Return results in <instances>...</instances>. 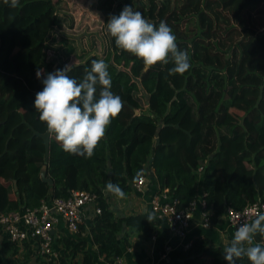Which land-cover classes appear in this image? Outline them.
Masks as SVG:
<instances>
[{"label": "trees", "instance_id": "1", "mask_svg": "<svg viewBox=\"0 0 264 264\" xmlns=\"http://www.w3.org/2000/svg\"><path fill=\"white\" fill-rule=\"evenodd\" d=\"M170 1L105 0L98 12L105 22L107 15L132 6L157 26L164 21L178 49L189 53L191 67L183 75H169L171 60L145 70L142 61L115 46L107 31L103 35L109 44L101 56L76 55L67 39L58 45L61 32L56 26L67 20L57 11L68 9L65 0H19L15 8L0 0V214L37 208L48 196L65 199L71 191L94 192L101 213L88 221L87 230L81 225L78 234L87 231L97 257L111 263L130 247L132 235L152 238L157 221L149 223L147 214L116 215L105 197H117L107 191L109 182L126 196L150 168L157 194L167 190L177 210L203 201L205 207L198 204L196 211L210 210L207 218L213 225L225 208L239 211L264 202V32L256 35L243 25V16L264 0H183L178 6ZM83 14L73 12L69 27L91 30L98 24ZM192 19L195 27L180 28ZM230 20L241 27L244 38L225 49L217 31ZM47 48L54 52L49 60ZM234 48L237 60H229L227 50ZM72 55L78 63L68 75L77 81L91 69L92 60H104L110 91L123 102L91 158L64 152L47 136L33 107L42 80L69 65ZM38 70L43 71L39 78ZM231 109L241 111L233 123ZM42 170L52 185L41 181ZM253 243L264 244V236L257 234ZM62 245L57 264H74L79 255L82 264H93L83 240L66 237ZM224 248L209 247L205 238L197 237L188 250L160 264H228ZM33 258L27 245L19 249L0 238V264H31ZM35 259L36 264H53ZM236 264L250 261L244 257Z\"/></svg>", "mask_w": 264, "mask_h": 264}, {"label": "clouds", "instance_id": "2", "mask_svg": "<svg viewBox=\"0 0 264 264\" xmlns=\"http://www.w3.org/2000/svg\"><path fill=\"white\" fill-rule=\"evenodd\" d=\"M9 7H18L19 0H4ZM107 34L115 46L142 61L145 70L157 64L174 66L169 75H183L191 67L189 53L178 49L172 29L161 21L159 25L146 20L142 13L125 6L119 15H112L106 23ZM72 65L49 73L42 80L43 88L36 93L33 107L39 120L46 125L47 136L70 154L91 158L107 127L122 110L123 102L110 91L112 87L108 64L92 60L91 69L79 81L68 75ZM37 78L41 76L38 70ZM99 86V87H98ZM108 192L123 198L119 185L109 182ZM251 223L239 222L234 238L224 248V259L236 264L246 257L250 264H264V244H254L257 234L264 236V212L256 211ZM155 217L149 213L147 220Z\"/></svg>", "mask_w": 264, "mask_h": 264}, {"label": "built area", "instance_id": "3", "mask_svg": "<svg viewBox=\"0 0 264 264\" xmlns=\"http://www.w3.org/2000/svg\"><path fill=\"white\" fill-rule=\"evenodd\" d=\"M80 13L83 14V12ZM98 23L101 24V21L99 20ZM97 26L93 30H97L100 33L103 27L100 26L98 28ZM64 28L66 29L65 26ZM45 52L46 60L53 58L54 52L51 48H47ZM70 63L69 65H71ZM145 183L146 178L140 176L133 187L140 190ZM175 204V201L167 195V190H164V192L155 194L152 197L150 209L155 219L166 220L172 235L182 241L186 238L189 231L197 205L199 204L204 208L205 204L203 201L195 200L183 210H177ZM87 208L92 209L93 215L101 213L96 193L79 190L71 191L70 196L65 199L48 196L41 201L37 208H21L9 213H1L0 238L5 237L19 249L27 245L31 250L32 257L57 264L60 254L54 250L53 246L55 225L62 222L70 234L77 235L80 226L83 224L84 212ZM256 211L264 212V202L257 201L239 211L230 208H225L224 210L228 224L234 232L239 226V222L251 223L255 218L253 214ZM210 225L207 214L203 213V227L208 228ZM190 245L189 243L183 244L181 249L184 251L188 250Z\"/></svg>", "mask_w": 264, "mask_h": 264}, {"label": "crops", "instance_id": "4", "mask_svg": "<svg viewBox=\"0 0 264 264\" xmlns=\"http://www.w3.org/2000/svg\"><path fill=\"white\" fill-rule=\"evenodd\" d=\"M67 2V10L57 11L59 16L65 17L67 21L61 26H56L57 30L63 33L65 30L64 26H69V20H72L71 14L73 12H83L85 17H88V10H92L97 13L101 10L102 3L105 0H65ZM116 2V0H113ZM71 9V10H70ZM71 11V12H69ZM101 13V11H99ZM74 17V16H73ZM69 21V22H68ZM75 28V27H74ZM85 27L81 30L82 36L89 35L85 31ZM67 33V32H66ZM66 33L61 35L60 44L64 43V36ZM68 34V33H67ZM70 35V34H68ZM67 35V36H68ZM95 33H92V36ZM71 36V35H70ZM84 40L85 44L90 43V40L86 37ZM70 45H74L69 41H66ZM144 177L146 178L145 185L140 189L133 188L129 194L120 197H110L108 193L105 194L106 200L110 205V208L116 213V215L126 216H137L151 213L150 202L152 197L157 194L155 190V185L150 179L153 175V171L150 168H145ZM199 192V197H200ZM203 213L201 208L198 209L191 220L189 231L184 240H179L174 237L169 230V226L166 220H157V230L155 235L149 240H144L139 235H132L130 238V247L124 250V254L121 258L111 263L103 262L96 255V248L91 244V237L87 231L82 232L80 235L70 234L65 225L59 222L55 225V240L53 242L54 250L58 254L63 253L62 238L69 237L75 240H83L87 243L86 250L93 255V264H160L163 261H167L181 250L183 244H191L192 240L197 237L205 238L208 246L215 247H225L228 242L234 238V230L228 224L225 212L217 217V222L213 225L211 224L208 228L203 227ZM152 214V213H151ZM211 215V211L208 210L207 215ZM93 211L91 208H87L84 212L83 227L87 230L88 221L92 219ZM126 231V230H124ZM82 256L79 255L75 258L74 264H82ZM31 264L32 261H31Z\"/></svg>", "mask_w": 264, "mask_h": 264}, {"label": "rangeland", "instance_id": "5", "mask_svg": "<svg viewBox=\"0 0 264 264\" xmlns=\"http://www.w3.org/2000/svg\"><path fill=\"white\" fill-rule=\"evenodd\" d=\"M182 1L183 0H171L170 2L178 6ZM113 4H115V2ZM93 10H94L93 8H92V10H88V14L91 16V19H92L91 22L93 24H96L97 21L101 20V24L98 23L99 25L96 24V25L92 26V30H89L86 28L85 31L89 35L82 36L81 30H79V31L73 30V27L70 28L68 25L65 29L66 31L63 30V33L60 34V35H63L64 33L67 32L68 34L71 35L70 36L66 33V36H64V38L62 37V39H67V41L74 44L73 46L76 49V55L81 54L82 52H88L86 55L96 53V54L101 56L104 45L109 44L108 37L106 35H105L106 36L105 37L104 35H102V33L104 31V34H106V23L108 22V20L111 16L107 15L108 18L105 21L106 23L104 22V25H103V19L101 18L99 12L95 13V12H93ZM134 11H136V8H134ZM146 20H148V19H146ZM72 21L74 22L73 17H72ZM243 21H244L243 25L250 28L256 35L262 34L264 32V2L262 5L251 10L249 15H244ZM237 25L238 24L236 22H234L233 20L232 21L230 20L229 24L221 25L219 27V30L217 31V37L219 40H222V42L225 45V49H227L228 47L229 48L234 47L235 43H237L239 40H242L244 38L243 33L240 31L241 27H239ZM96 26L98 28L100 26L103 27V29L100 31V33L97 30H93L96 28ZM184 27H188V28L195 27L194 19L190 20L189 23L183 22L182 25L180 26V28L183 29ZM228 30H231V31L228 33ZM92 33H95V35L92 36ZM86 37L90 40V43L85 44L84 40H87ZM56 43L58 44V43H60V41H57ZM92 47H94V48H92ZM90 48H91V50H90ZM88 50H90V51H88ZM234 50H235V48L231 49V51H229V49L227 50L228 54L231 57V58H229V60H235L236 59V56L234 57V55H233ZM236 54H238V52H236ZM71 60H73V62L70 63L71 65L78 63V59H76L74 55L71 56ZM43 65L45 66L44 63H43ZM40 72H41V74L43 73V71H40ZM143 100H145V98H143ZM144 106H146V105H144ZM240 114H241L240 110L231 109L229 122H231V123L235 122L237 120V117Z\"/></svg>", "mask_w": 264, "mask_h": 264}, {"label": "water", "instance_id": "6", "mask_svg": "<svg viewBox=\"0 0 264 264\" xmlns=\"http://www.w3.org/2000/svg\"><path fill=\"white\" fill-rule=\"evenodd\" d=\"M45 175H46L45 170H42L41 173H40L41 181L44 182V183H47L48 185H52V181L50 179L46 178ZM150 179L154 180L153 175H151ZM32 263L36 264V259L35 258L32 259Z\"/></svg>", "mask_w": 264, "mask_h": 264}]
</instances>
